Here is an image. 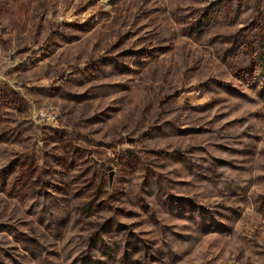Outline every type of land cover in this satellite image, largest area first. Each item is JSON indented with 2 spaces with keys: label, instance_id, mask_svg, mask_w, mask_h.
Masks as SVG:
<instances>
[{
  "label": "rangeland",
  "instance_id": "rangeland-1",
  "mask_svg": "<svg viewBox=\"0 0 264 264\" xmlns=\"http://www.w3.org/2000/svg\"><path fill=\"white\" fill-rule=\"evenodd\" d=\"M259 40L264 0H0V264H264Z\"/></svg>",
  "mask_w": 264,
  "mask_h": 264
},
{
  "label": "trees",
  "instance_id": "trees-1",
  "mask_svg": "<svg viewBox=\"0 0 264 264\" xmlns=\"http://www.w3.org/2000/svg\"><path fill=\"white\" fill-rule=\"evenodd\" d=\"M257 59L260 62V66L264 71V43L263 40L257 41Z\"/></svg>",
  "mask_w": 264,
  "mask_h": 264
},
{
  "label": "built area",
  "instance_id": "built-area-1",
  "mask_svg": "<svg viewBox=\"0 0 264 264\" xmlns=\"http://www.w3.org/2000/svg\"><path fill=\"white\" fill-rule=\"evenodd\" d=\"M48 118H53V119H55V115L54 114H51V115H49V116H47Z\"/></svg>",
  "mask_w": 264,
  "mask_h": 264
},
{
  "label": "water",
  "instance_id": "water-1",
  "mask_svg": "<svg viewBox=\"0 0 264 264\" xmlns=\"http://www.w3.org/2000/svg\"><path fill=\"white\" fill-rule=\"evenodd\" d=\"M132 140V139H131ZM112 174V173H111ZM111 176V175H110Z\"/></svg>",
  "mask_w": 264,
  "mask_h": 264
}]
</instances>
